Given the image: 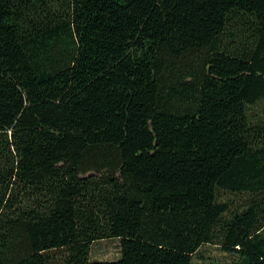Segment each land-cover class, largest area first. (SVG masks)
<instances>
[{
	"label": "trees",
	"instance_id": "16d2710c",
	"mask_svg": "<svg viewBox=\"0 0 264 264\" xmlns=\"http://www.w3.org/2000/svg\"><path fill=\"white\" fill-rule=\"evenodd\" d=\"M263 105L264 0H0V264H264Z\"/></svg>",
	"mask_w": 264,
	"mask_h": 264
},
{
	"label": "rangeland",
	"instance_id": "374dc122",
	"mask_svg": "<svg viewBox=\"0 0 264 264\" xmlns=\"http://www.w3.org/2000/svg\"><path fill=\"white\" fill-rule=\"evenodd\" d=\"M262 112V109L256 111L257 114H261ZM221 200L228 202L231 209H240L243 202V195L222 193ZM119 256L118 240H103L91 245L89 254L91 261H115ZM231 258L227 253L222 252L218 246L205 245L193 257V261L194 264H225Z\"/></svg>",
	"mask_w": 264,
	"mask_h": 264
}]
</instances>
